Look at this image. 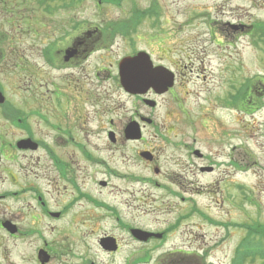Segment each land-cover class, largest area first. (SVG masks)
I'll return each mask as SVG.
<instances>
[{
  "label": "flooded vegetation",
  "instance_id": "flooded-vegetation-1",
  "mask_svg": "<svg viewBox=\"0 0 264 264\" xmlns=\"http://www.w3.org/2000/svg\"><path fill=\"white\" fill-rule=\"evenodd\" d=\"M102 4L96 1V6ZM75 6L78 2L69 0L62 9ZM101 15L93 20L75 14L34 24L37 77H24L18 64L17 79L23 84L31 81L33 101L42 108L33 107L32 114L23 113L22 108L12 113L0 84L5 97L0 104V264H176L151 258L148 249L158 247L182 215L172 224L151 229L132 214L141 208L133 201L143 203L141 214L176 211L175 204L149 210L150 193L143 191L136 198L118 180L147 184L164 192L161 198L179 196L180 201H189L193 199L179 192L187 178L167 171L171 178L167 185L158 178L163 173L160 169L169 161L183 173L192 168L211 173L220 166L216 158L223 152L209 157L185 139H165L179 157L157 151L164 146H151L153 138L164 135V123L162 130L155 127L159 104L170 95L177 108H183L175 100L178 72L172 71L171 86L170 78L160 74L154 84L135 85L138 92L126 90L120 82L122 59L144 52L154 67L166 65L152 59L149 51L134 49L127 21L111 23ZM128 20L134 24L132 15ZM2 37L0 68L8 63L14 69L15 52L7 49ZM125 38L131 50L111 59ZM44 89L46 97L41 93ZM166 113L165 109L160 117L164 119ZM120 149H132L128 155L132 164L135 158L145 162L157 178L120 171L116 155ZM225 162L230 166L229 153ZM119 189L126 193L120 196ZM122 250L127 252L118 263Z\"/></svg>",
  "mask_w": 264,
  "mask_h": 264
},
{
  "label": "rangeland",
  "instance_id": "rangeland-1",
  "mask_svg": "<svg viewBox=\"0 0 264 264\" xmlns=\"http://www.w3.org/2000/svg\"><path fill=\"white\" fill-rule=\"evenodd\" d=\"M40 1L0 0V35L7 49L16 55L14 69L8 63L0 68V84L12 113L22 108L23 113L32 114L33 107L42 108L33 101L31 81L20 82L16 68L21 64L24 77H37L33 53L35 23L41 26L51 19L75 14L93 20L102 14L111 23L119 19L127 21L131 29L127 27V34L134 40V49L149 51L156 62L178 72L175 100H180L186 111L177 108L176 102L167 95L158 106L155 120L157 129L162 130L164 123V135L153 138L151 146H164L157 151L168 157H179L173 144L165 139H185L209 157L213 156L210 153L224 154L223 158H216L220 166L211 173L192 168L184 169V174L180 166L170 161L160 169L163 173L158 178L167 185L171 180L167 171L187 178L182 181L179 192L193 200L180 201L179 196L161 198L164 192L139 182L118 180V185L123 184L136 198L143 191L150 193L149 210L175 204L176 211L172 208L141 214L143 203L133 201L136 207H141L132 210L135 220L148 224L151 229L172 224L182 215L179 223L167 232L165 240L158 247L148 249L153 259L160 257L176 264H233L235 249L244 239L246 227H264V30L259 28L261 30L252 32L253 23L264 24V0H121L120 4L112 0L101 6H96L97 0H71L78 2V6L71 9L61 7L69 0H47L51 7L49 13L43 8L45 3L40 5ZM132 3L135 8L130 9ZM131 15L134 24L128 20ZM42 21L44 23H40ZM239 24H243L242 27ZM46 34L44 31L43 38ZM129 50L125 38L110 58L115 59ZM248 79L251 81L248 86L258 82L247 104L251 106L252 97L257 98V107L252 113L228 103L242 85L243 93L248 95L249 89L244 90ZM41 93L46 97L45 89ZM165 109L163 119L160 116ZM146 130L152 131L153 127ZM132 153V149H120L116 153L118 169L155 178L145 162L134 157L132 164L128 156ZM226 153L230 154V166H226ZM182 160L185 163L183 156ZM116 191L120 196L126 193ZM160 199L165 202L162 204ZM192 207L194 212H190ZM253 237L257 238L263 252L253 260L244 258L242 264H264V237ZM126 252L122 250L118 263Z\"/></svg>",
  "mask_w": 264,
  "mask_h": 264
},
{
  "label": "water",
  "instance_id": "water-1",
  "mask_svg": "<svg viewBox=\"0 0 264 264\" xmlns=\"http://www.w3.org/2000/svg\"><path fill=\"white\" fill-rule=\"evenodd\" d=\"M143 57L144 55L139 54L136 58L125 60L120 64V80L123 86L128 90L135 91V85L140 86L145 84V86H149L150 84H154V79L160 74L168 77V72H164V70L150 69L148 64L143 63ZM167 84L170 85L171 83L167 82ZM1 102H3V98L0 93V103Z\"/></svg>",
  "mask_w": 264,
  "mask_h": 264
},
{
  "label": "trees",
  "instance_id": "trees-1",
  "mask_svg": "<svg viewBox=\"0 0 264 264\" xmlns=\"http://www.w3.org/2000/svg\"><path fill=\"white\" fill-rule=\"evenodd\" d=\"M105 1H110V0H105ZM263 25H264L263 23L262 24L260 23L252 24V32L255 29L257 31L261 29L264 30ZM245 85L246 86L244 87L245 88L244 90H246L248 83ZM248 99H250L249 96H246V94L242 93L241 95L233 99L232 104L239 101V104L243 103V105L245 106L246 104H248V101H249ZM246 229L247 230H246L244 239H242L239 242L238 246L235 249V257L233 259V264H242L241 260H243L244 258H251V260H253L255 259L256 255L263 252V250H261L260 245L257 243V238H254L253 236L259 237L260 235H262V238H263L264 237V227H260V226H257L255 228L246 227Z\"/></svg>",
  "mask_w": 264,
  "mask_h": 264
}]
</instances>
